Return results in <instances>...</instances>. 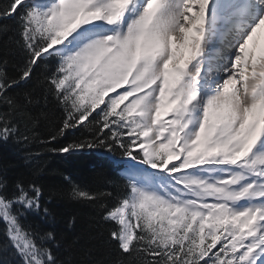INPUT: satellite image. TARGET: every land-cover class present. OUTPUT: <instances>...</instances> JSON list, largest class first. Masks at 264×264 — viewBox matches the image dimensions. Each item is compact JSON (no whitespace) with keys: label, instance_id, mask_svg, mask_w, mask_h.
<instances>
[{"label":"snow or ice","instance_id":"obj_1","mask_svg":"<svg viewBox=\"0 0 264 264\" xmlns=\"http://www.w3.org/2000/svg\"><path fill=\"white\" fill-rule=\"evenodd\" d=\"M0 34V145L27 167L0 165V264H65L25 224L61 195L93 209L90 264H264V0H0ZM85 150L120 179L54 170L46 201L43 158Z\"/></svg>","mask_w":264,"mask_h":264},{"label":"trees","instance_id":"obj_2","mask_svg":"<svg viewBox=\"0 0 264 264\" xmlns=\"http://www.w3.org/2000/svg\"><path fill=\"white\" fill-rule=\"evenodd\" d=\"M6 39V36L0 34V42ZM9 59L11 62L8 71L12 74L15 61L12 57ZM79 136H81V132L69 131L67 140H61V144ZM97 152L100 151L85 150L84 152L44 157L43 164L46 171L41 182L45 184L46 188L45 200L47 201V190L50 186L63 184L59 175H53L54 170L70 174L76 181L88 186H95L105 177L119 180L117 169L111 163L104 161ZM101 163L104 165L102 177L97 174L100 171L97 165ZM0 165L9 166V180L27 172V167L17 156L15 146L10 143L0 145ZM46 206L50 209V216L41 219L30 214L25 220V224L32 227L39 226L45 231L55 233L56 240L51 246L57 252L60 260L65 264H68L69 261L71 264H90L91 261L107 257V252L102 246V239L97 235V230L92 227L93 209L90 205L78 202L68 195H61L47 202ZM4 229L5 225L0 222V243L5 240ZM0 256H4V253L0 252ZM6 258L10 259V257Z\"/></svg>","mask_w":264,"mask_h":264}]
</instances>
